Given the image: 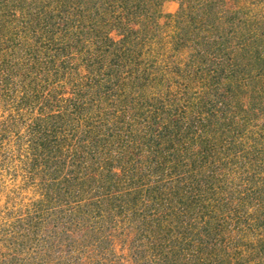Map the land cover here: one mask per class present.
<instances>
[{"label": "trees", "instance_id": "16d2710c", "mask_svg": "<svg viewBox=\"0 0 264 264\" xmlns=\"http://www.w3.org/2000/svg\"><path fill=\"white\" fill-rule=\"evenodd\" d=\"M167 1L0 0V264H264V0Z\"/></svg>", "mask_w": 264, "mask_h": 264}, {"label": "rangeland", "instance_id": "374dc122", "mask_svg": "<svg viewBox=\"0 0 264 264\" xmlns=\"http://www.w3.org/2000/svg\"><path fill=\"white\" fill-rule=\"evenodd\" d=\"M177 7V4L175 1L171 0V1H167L165 4H164V10L166 12H173ZM121 250L123 252H127V248H126V245H123L121 246Z\"/></svg>", "mask_w": 264, "mask_h": 264}]
</instances>
